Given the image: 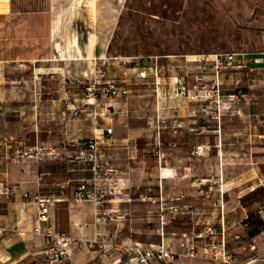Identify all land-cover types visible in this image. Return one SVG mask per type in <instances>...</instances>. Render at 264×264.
Here are the masks:
<instances>
[{"label": "crops", "instance_id": "crops-1", "mask_svg": "<svg viewBox=\"0 0 264 264\" xmlns=\"http://www.w3.org/2000/svg\"><path fill=\"white\" fill-rule=\"evenodd\" d=\"M121 1L47 0L51 39L26 37L23 21L15 25L14 36H5L8 49L0 55V184L12 187V193L0 195V264H47L44 239L33 229L38 225L34 195L51 193L48 188L55 189L50 223L75 239L74 264H143L127 259L114 244L156 245L162 240L176 253L149 264H253L246 263L252 239L255 252L262 255L254 264H264V70L214 74L201 66L209 65L215 52L130 57L125 67H110L118 96L107 104L82 106L81 85L67 81L90 76V59L106 55ZM11 13V0H0V16ZM60 60V71L51 73ZM139 69L146 70L145 78L138 76ZM176 78L191 93L215 82L222 93L241 94L236 103H220L219 131L198 109L201 100L174 94ZM154 81L165 86V93L158 87L156 94ZM93 107L100 114L95 118ZM72 109L79 110L78 116L71 115ZM173 114L179 127L172 125ZM107 126L112 127L109 142L99 145V152L127 187L104 204L116 218L94 222L92 204L72 200L75 184L91 176V165L72 155L86 139L105 135ZM197 144L206 145L203 155L193 153ZM31 145L57 149L52 169L40 168L48 158L15 155ZM211 183L214 191L204 196ZM170 205L175 210L166 208ZM253 221L255 231L249 234ZM205 225L225 237L235 260L222 263L183 254L189 240L200 251L203 239L193 235Z\"/></svg>", "mask_w": 264, "mask_h": 264}, {"label": "built area", "instance_id": "built-area-1", "mask_svg": "<svg viewBox=\"0 0 264 264\" xmlns=\"http://www.w3.org/2000/svg\"><path fill=\"white\" fill-rule=\"evenodd\" d=\"M130 59L131 58L128 56L102 55L92 57L90 59L92 62V72L90 73V76L76 80L77 84L81 85L83 89L82 96L80 97L81 105H95L97 99L103 101L106 100L108 102L118 96L120 88L116 85L115 75H110V67L118 64L125 67L126 64L130 62ZM210 62L209 65H202L201 67L212 71L214 74L227 69L239 68H245L248 72H253L257 69L264 70V51L216 52L211 54ZM154 75H156V72H154ZM138 76L140 78H145L147 76L146 70L139 69ZM154 84L156 94H159L158 87L161 89V93H165V86H161L158 81H154ZM61 88V90L64 91L65 87ZM172 90L177 96H184L192 101L201 100L202 103H200L198 109L207 113V115L215 121L217 131H219L220 103L225 99L237 102L241 98L240 93H222L219 89V85L215 82L202 86L198 92L191 93L186 89L183 81L180 78H176L173 81ZM61 114L62 116H65V110H63ZM78 114V109L71 110V115L73 117L78 116ZM90 114L92 118L100 115L95 111L94 107L90 111ZM171 121L173 126H180L176 114L171 116ZM260 122L262 127H264V115H262ZM204 127L205 125L201 126L200 131H202ZM111 132V126L105 127V135H94L91 138L86 139L81 147L72 155L74 160L89 162L91 165V176L77 182L72 192V200L75 202H90L92 204L94 222H107L116 218V213L105 207L104 204L106 201L117 199L125 187H127L125 178L99 152V145L107 144L109 142V135ZM262 134H264V128H262ZM205 151V144H197L193 148V153L195 155H203ZM14 153L18 157L30 158L34 161H39L46 157L54 158L58 155V151L55 147H46L42 145L27 146L22 149H17ZM37 182H41L40 177L37 178ZM206 189L207 190L204 193L208 195L214 189L212 183L209 184ZM11 193L12 187L0 184V195H8ZM34 201L38 208V225L34 227L33 232L41 235L44 239V246L42 249L44 261L47 264H74L71 258V244L75 239L67 233L56 230L50 223V207L55 201L53 194L36 193L34 195ZM169 208L172 209L173 206L170 205ZM163 217L164 215L162 213L160 217L162 222ZM3 230L4 228L0 227V232ZM194 237L203 239L204 245L201 246V250L199 251L196 249V245L189 240L184 245V255L191 258H207L222 263H230L235 260L234 253L228 247L225 237H218L212 226L207 225L202 231L197 232ZM114 248L124 253L127 259L143 264H149L153 259L162 260L173 257L172 250L164 244L163 240L156 245H142L137 242L129 244L116 243L114 244ZM247 248L252 254L247 257L246 263L254 264L261 259L262 255L255 252V240L252 239L247 244Z\"/></svg>", "mask_w": 264, "mask_h": 264}, {"label": "rangeland", "instance_id": "rangeland-1", "mask_svg": "<svg viewBox=\"0 0 264 264\" xmlns=\"http://www.w3.org/2000/svg\"><path fill=\"white\" fill-rule=\"evenodd\" d=\"M11 3V16H0V55L8 49L5 36H14V27L21 21L27 25L26 37L51 39L47 0H11ZM252 51H264V0H122L110 31L106 56L142 58L175 53ZM57 62L51 73L60 71L62 60ZM89 65L92 72L91 61ZM69 79V84L77 85V79ZM100 102L101 105L108 103L97 99L96 104ZM46 158L40 167L42 170L54 167L52 158ZM48 189L55 192L54 188ZM171 206L172 209L166 208L175 210ZM163 210L161 207L160 211Z\"/></svg>", "mask_w": 264, "mask_h": 264}, {"label": "trees", "instance_id": "trees-1", "mask_svg": "<svg viewBox=\"0 0 264 264\" xmlns=\"http://www.w3.org/2000/svg\"><path fill=\"white\" fill-rule=\"evenodd\" d=\"M248 219V218H247ZM258 222V221H257ZM255 224V225H254ZM251 226H252V228H251V230L248 232L249 234H252V233H254V231H255V226H256V221L254 222H251Z\"/></svg>", "mask_w": 264, "mask_h": 264}]
</instances>
